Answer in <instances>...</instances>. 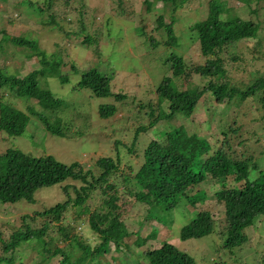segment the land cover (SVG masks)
Here are the masks:
<instances>
[{"label":"trees","instance_id":"obj_1","mask_svg":"<svg viewBox=\"0 0 264 264\" xmlns=\"http://www.w3.org/2000/svg\"><path fill=\"white\" fill-rule=\"evenodd\" d=\"M189 1L145 0L149 10L157 2H162V13L156 20V29H165V44L171 48L179 45V35L174 21L166 24L165 17L167 14L174 17ZM0 2L3 10L4 7L8 10L4 6L5 2L7 6H13L12 10H17L18 14H22L17 9L21 10V7L31 8L39 16L44 15L45 11L44 4H37L33 0ZM76 2H70L71 8L78 9L83 20L88 11ZM121 3L122 0H119ZM206 4V16L190 26L192 34L199 40L206 62L192 67L183 55L174 50L162 58L164 65L171 63L170 72L156 86L157 104L147 105L148 123L141 124L136 137L156 127L160 120L168 121V126L165 130H156L154 138L144 148V161L135 175H131L132 165L129 168L121 165V152L116 157L103 156L89 167L78 161L70 164L62 162L52 154L34 156L16 147H8L0 152L1 202L14 203L21 199L35 201L34 195L39 188L55 184H61L67 197L44 210L35 211L34 215L26 216L30 219L24 220V227L14 231L8 239H4L0 231L4 251H11L10 256L0 255V264L17 260L16 249L24 239L39 244L34 248V255L44 252V261H53V264H104L102 258L108 253L123 264L130 258L131 264H198L193 255L179 247L178 240L172 242L169 238L160 241V245L155 244L160 227L167 222L173 225L178 220V208L184 213L179 233L181 241L205 238L215 233L221 237V247L231 254L235 253V249L251 246L254 236L248 230L250 226L259 221L257 231L262 226L264 228V133H259L264 130V67L255 66L249 78L241 80L244 87L240 88L228 78L224 53L242 40L257 39L251 63L257 64L259 59L264 58V20L260 15L261 10L264 12V0H241V5L237 7L225 6L221 0H207ZM71 12L62 18H70V31L75 32ZM88 19L92 23L95 18ZM46 21L52 27L62 28L61 19L58 20L53 14ZM137 28L147 35L145 25L138 24ZM0 31L4 32L0 39V52H6V43L11 41L22 46V54H25V48L31 50L25 54L27 57H32V53L39 55L45 65L24 77L7 74L0 66V89L7 86L23 99L43 100L42 110L30 105V112H26L1 98L0 130L9 135H23L31 117L36 116L47 131L59 136H70L73 128L70 122L83 113L77 105L40 85L41 78L46 81L48 75L58 76L63 81L69 80L61 71L52 73L54 67L62 64V54L55 52L49 57L37 40L26 35L12 36L4 29ZM158 40L152 37L154 47L158 46ZM84 42H92V36H86ZM228 53L235 62L243 59L242 52ZM195 74L204 83L191 85L190 79L187 85L181 83V80ZM112 76L106 69L92 67L82 71L75 89H89L94 96H112L116 101H122L127 94L112 91ZM205 95L213 101V107L221 104L216 111L219 116L217 131L209 136L201 133L202 127L190 130L184 123L198 114L196 110ZM249 97L254 98L258 108L263 109V113L253 118L254 126L250 135L244 131V126L250 122L235 119L237 114L230 116L233 107ZM106 102L99 106L102 118H110L118 110L116 102ZM176 118L179 125L174 121ZM120 142L123 144V141ZM125 147L123 151L126 149L127 154L134 151L133 147ZM196 187L197 191H193ZM96 191L102 198L92 208L89 202ZM209 191H214L216 202L222 206L221 210L217 209L219 217L213 215L215 206L206 203L210 198ZM132 198L135 199L133 205L139 202L149 206L145 215L136 211L133 220L131 215L134 212L129 210ZM186 205L193 207L188 218L185 216ZM72 210L75 215L67 221ZM85 215H88L87 225L96 236V244H92L78 229L77 222ZM37 217L42 219L40 226L35 225ZM135 224L140 225L136 230L133 229ZM146 228L150 231L146 232ZM49 230L56 231L59 237L52 236ZM256 249L258 251L259 247ZM18 259L20 261L17 264H27L23 255ZM261 260L264 264V255Z\"/></svg>","mask_w":264,"mask_h":264},{"label":"rangeland","instance_id":"obj_2","mask_svg":"<svg viewBox=\"0 0 264 264\" xmlns=\"http://www.w3.org/2000/svg\"><path fill=\"white\" fill-rule=\"evenodd\" d=\"M14 0H11L13 3ZM42 3V16L37 15L33 9L28 7L17 8L22 14H18L17 10H12L13 6L6 5L8 10L1 7L0 2V29H4L12 36H24L35 39L39 43L41 49L45 50L50 57L55 52L62 54V64L54 67L53 74H58L61 71L69 77L68 81H63L60 77L48 75L46 81L41 78L43 87L50 89L58 97L66 98L69 103L77 105L83 113L81 117L72 120L70 124L73 126L70 136H59L47 131L44 125L36 116L31 117L28 127L23 135L14 136L0 130V152L8 147H16L34 156H42L52 154L57 159L65 163L75 161L89 167L103 156L116 157L118 152H121L123 158L122 166L129 168L133 166L132 176L140 168L143 163V151L147 144L152 140L156 130H165L168 126V121L160 120L156 127L145 133L138 134L136 131L143 123H148L149 117H146V112L149 110L147 105L157 104L158 98L156 86L161 81L165 74H169L171 63L164 65L162 58L171 50L184 56L186 62L192 67L204 64L206 62L202 55L199 40L192 34L190 26L203 19L207 12V0H190L189 4L180 8L174 17L166 15V24L174 21L177 33L179 35V45L171 48L165 44V29H156V20L162 13V2H157L149 10L145 5V0H33ZM69 1V2H67ZM77 1V5L82 6V9H87L88 13L84 15L83 20L78 14V9L71 8V3ZM225 6H240L241 0H221ZM37 7V5H35ZM71 20L75 24V32L70 31V18H62L69 11ZM119 12H125L122 14ZM50 14L61 19L62 28L52 27L51 23H47ZM246 16V13H241ZM261 18L264 20V12L261 10ZM60 16V17H59ZM95 18L91 23L88 18ZM175 18V19H173ZM11 19V21H10ZM139 25H145L147 35H143ZM264 34V30H263ZM4 32L0 31V39ZM92 36V42H84L86 36ZM165 36V37H163ZM152 37H155L159 44L154 47ZM256 40L248 39L238 42L236 46H232L225 53V63L228 73V78L233 84L243 88L241 80L249 78L250 71L257 66L264 67V58L257 61V64H252L253 52ZM6 43V42H5ZM169 48H171L169 50ZM264 50V41L262 43ZM6 52H0V66L5 73L19 75L24 77L29 72L35 69H40L43 66L41 57L34 55L27 57L25 54L31 52L26 50L22 54L20 50L22 46L15 45L11 41L6 43ZM227 52H242L243 59L233 61L230 54ZM29 55V54H28ZM99 67L106 69L112 76V91L124 92L127 97L122 101H116L112 96L110 98H101L91 94L89 89L76 90L75 86L79 82L82 71ZM52 68V66H48ZM78 70V71H77ZM168 70V72H167ZM191 80V85L204 83L198 75H192L188 79L181 80V83L187 85L188 80ZM10 91L9 87L0 89V99L12 104L13 106L30 112L28 107L34 105L37 110H42L41 104L43 100H26L16 96ZM116 102L118 110L114 116L110 118H102L99 113L101 103ZM3 102V101H2ZM212 100H208L205 95L201 101L195 116L189 118L184 123L190 130H199L202 127V134L206 136L217 131V120L219 116L216 111L221 107H213ZM5 103V102H4ZM214 103H216L214 101ZM141 107V105H143ZM258 102L254 98H247L240 105L233 107V112L230 116L236 115L234 118L242 122H250L244 126L245 134L250 135L251 129L254 126L253 118L257 117L263 109L258 108ZM226 105V104H224ZM57 111V110H56ZM233 118V119H234ZM232 119V120H233ZM263 118H260V120ZM231 120V121H232ZM38 121V122H37ZM179 125L178 119H174ZM228 121V119H226ZM218 133V132H217ZM259 133H264L261 130ZM137 138V139H136ZM264 140V137L262 138ZM123 141V144H121ZM119 141V143L116 142ZM134 142V143H133ZM125 148L133 147L134 151L130 154L123 151ZM129 171V170H127ZM75 183V182H73ZM121 189V187H120ZM197 187L193 191H197ZM35 201L21 199L17 202H1L0 201V231L4 239H8L14 231L24 227L25 221L30 218L26 216L34 215L35 211L44 210L57 202L67 199L65 192L62 190L61 184L46 186L39 188L35 192ZM209 199L207 204L215 206L213 215L219 217L220 212L217 209L222 208L216 202L214 191H209ZM99 191L93 194L90 199L92 208L101 202ZM132 204L129 206L132 220L138 214H144L149 207L146 203H135L132 198ZM185 216L189 214L193 207L186 205ZM221 210V209H220ZM72 210L67 217V221L72 220L75 215ZM178 220L171 223H166L160 227L156 246L160 245L165 239L178 240L179 247L188 251L193 255L198 264H263L261 258L264 255V228L258 232L257 228L259 221L248 229L250 234L254 236L253 243L249 247L235 249V253H230L228 250L221 247V237L218 234H211L205 238L192 239L190 241H181L179 239L181 221H184V213L178 208ZM130 217V218H131ZM129 218V221H130ZM40 217H37L35 225H41ZM88 215L83 216L77 222L78 229L81 234L88 239L92 244H96V236L87 225ZM157 224L156 221H153ZM139 224H135L133 229L139 228ZM224 227V225H222ZM56 230V229H55ZM150 231L146 228V232ZM52 236H58L56 231L49 230ZM59 237V236H58ZM196 240V241H195ZM62 244V243H60ZM35 242L30 243V240H22L17 247V260H10V264H17L21 255L25 258L27 264H53V261H44L46 253H37L34 255V248H37ZM257 246L259 247L256 251ZM3 243L0 241V255L10 256L11 251L6 253L3 249ZM146 247H143L145 249ZM115 254H118L115 252ZM59 257V256H58ZM127 258V257H126ZM104 264H123L120 260H114L110 253L103 258ZM124 259V256L121 260ZM124 264H131L132 259H127ZM4 264V263H3Z\"/></svg>","mask_w":264,"mask_h":264}]
</instances>
